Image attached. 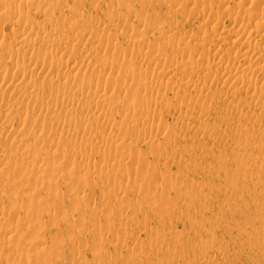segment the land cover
Segmentation results:
<instances>
[{
  "label": "rangeland",
  "instance_id": "rangeland-1",
  "mask_svg": "<svg viewBox=\"0 0 264 264\" xmlns=\"http://www.w3.org/2000/svg\"><path fill=\"white\" fill-rule=\"evenodd\" d=\"M232 1L229 7L218 9L217 0H201L196 20L192 16L195 0H129L125 4L123 0H49V4L56 7L64 5L65 19L60 24L63 28L68 27L72 13L79 9L77 28L63 35L52 28L58 22L50 24L45 20V12L32 14L36 20L31 19V24L39 23L40 29L28 32L24 44L30 47L35 44L32 52L37 54L23 66L42 56L51 57L54 51L70 55L71 45L79 41L89 21L93 23L88 40L95 41L76 54V62H83L86 54L93 65L111 62L112 54L133 49V39L147 46L145 49L149 51L156 36L161 38L169 28L188 37V50H202L201 39L212 26L198 19L213 10L220 12L225 20L216 25L219 30L221 24L229 23L225 17L236 12L238 0ZM260 6H255L256 10L260 11ZM251 9H255L254 6ZM110 11H122L128 19L121 20L123 26L119 28L112 25L115 22L105 28L97 27L95 21L108 23ZM21 24L15 21L6 25L4 36L16 38ZM34 32H40L43 40L35 41ZM189 34L193 35L189 37ZM97 42L104 46L94 54L90 48ZM208 48L213 50V44ZM6 49V44L0 43V64L4 66ZM168 52L172 56L179 55L175 43L169 46ZM157 53L164 54L163 51ZM224 55H229V51ZM113 65L124 68L121 63ZM226 65L216 68L224 70ZM150 73L143 77L126 76L121 71L105 78L107 98L97 105L103 112L115 109L105 133L93 134L84 140L87 144H96V151L78 152L77 143L69 137H51L48 132H37L33 140L25 142L22 149L31 156L33 150L41 158L46 155L44 143L50 142L53 150L61 152L72 164L55 169L54 164L46 162L39 165L40 169H53L57 177L35 173L0 186V217L19 208L21 199L30 202L25 209L27 213L23 210L15 216L13 224L20 231L0 240V264L21 253L28 257L12 264H264V108L260 106L264 94L261 83L243 103L240 96L225 98L223 92L227 87H223L220 80L184 75L178 68L167 81L177 97L168 101L171 105L168 108H159L158 131L147 138L145 134L149 132L145 127L122 122L117 110L140 103L151 106L150 94L145 90L159 74ZM88 75L83 69L69 73L68 82L55 84L50 91L57 95L63 90L71 93L92 78ZM262 76L264 72L257 69L244 75L241 95L249 89L252 79H262ZM125 79L130 81L131 90L123 94L120 84ZM194 80H202V83L196 85ZM17 88L5 93L0 90L1 119L5 116L6 104L16 103L15 92L35 97L43 91ZM190 94L198 96L196 103L188 105L183 113L172 110L178 105L185 107V97ZM20 107L26 108L24 104ZM86 117L73 114L66 128L79 130ZM14 119L20 123L22 117ZM121 132L128 137L112 142ZM11 137L15 140L16 132ZM106 147L120 157L115 172L109 174L107 180V177L100 179L96 173L107 172L109 164L94 162L101 155L99 149ZM12 149L9 141L0 143V154ZM13 152L10 161L20 164V168L25 166L28 159ZM132 153L141 163L126 159ZM76 165H81L83 171H74ZM141 165L150 168L144 173ZM115 183L118 189L113 190ZM22 188L27 194L12 198V194ZM75 188L78 193L73 196ZM106 193L112 195L107 199ZM47 200L48 205L44 203ZM127 215L136 219L130 220ZM248 227L253 229L251 233L246 232ZM137 236L143 243L135 246ZM118 243L122 244V249L114 251L112 245Z\"/></svg>",
  "mask_w": 264,
  "mask_h": 264
},
{
  "label": "bare ground",
  "instance_id": "bare-ground-1",
  "mask_svg": "<svg viewBox=\"0 0 264 264\" xmlns=\"http://www.w3.org/2000/svg\"><path fill=\"white\" fill-rule=\"evenodd\" d=\"M93 1L102 2L104 0ZM128 1L123 0L124 4ZM200 1L195 0L192 8V16H195L196 20V16H199L198 6ZM217 1L219 9L224 6L229 7L232 0ZM259 4L261 5L260 11L256 10L257 8L255 7H258ZM235 6L236 12L233 15L225 17L229 23L227 25L221 24L223 26H220L219 30L216 25H219L221 20L224 19L220 12L213 10L209 15L198 19V22H205L212 26L201 39L202 50H188L189 44L186 42L188 37L176 32L174 28H169L161 38L156 36V39H154V42L149 47V51L145 49L147 46L144 47L139 44L140 41L133 39L131 41L133 49L124 51L122 54H112L111 62H100L98 65H93L88 54H86V59L83 62H76V54L90 42L93 43L95 41V39L94 41L93 39L88 40L93 23L89 21L84 25L79 41L71 45L69 49L70 55L54 51L51 57L42 56L36 62L29 63L27 67H24V62L37 54L32 52L35 44L31 47L24 44L28 32L38 31L40 26L39 23V25L35 24V26L31 24V19H34L32 14L45 12L44 18L46 21L50 24L58 22V24L52 26L53 30L62 32L65 35L66 32H74L77 28V12L79 9L72 13V19L68 21V27L63 28L60 24L65 19L63 16L64 5L56 7L53 4H49V0H0V43H5L7 46L5 66L0 64V90L3 93L11 90L15 91L16 89L13 88L17 87L32 91L43 90L42 95L35 97L15 92L14 99L16 103H7L4 109L5 116L2 119L0 117V143L9 141L13 147L11 151L0 154V186L12 182L19 176L20 180L23 179V176L29 178L35 173L47 174L45 176L48 178L57 177L56 171L53 169H40L39 165H43L46 162L54 164L55 169L61 168L66 164H72L62 157L61 152L58 150L54 151L53 145L50 142L44 143L46 155L42 158L38 157L33 150L32 156L29 151H24L22 148L25 142L33 140L37 136V132H48V136L51 137H54V135L69 137L71 141L77 143L75 150L77 149L78 152L96 151L98 149L96 144H87L88 142L84 140L85 138H90L89 136L93 134L102 135L105 133L104 131L108 128L107 126L114 115L113 109L115 108L103 112L101 111V107L97 105L104 102L107 98L106 88H104L103 83L105 82V78H108L110 74H119L121 71L126 76L143 77L150 71V74L154 71L159 74V77L156 76L153 79L154 81L145 90L150 94L152 100L151 106L149 105L148 107L143 103L131 105L130 107L124 106L123 110L121 108L122 113L120 112L121 110L118 111L116 109L117 113L122 117V122L126 124L134 123L145 127L149 132L148 134L146 133L147 135L145 134L146 137H152V134L154 135L158 131L159 108H168L171 106L168 104V101L177 97V92L173 87L167 86V81L178 68L181 69L184 75H198L202 80H206L205 78H210L209 80L213 79L214 81L220 80V84L223 87H227V90L224 91L225 93L223 92L225 98H237L240 96L241 101L244 103L249 99L252 92L258 88L257 85L259 83H261V90L264 94V76H262V79H252L249 89L244 95H241L243 88L241 78L256 69L264 72V0H238V4ZM253 6L255 9H251ZM123 19H128V17H125L122 11H110L109 18L107 19L108 23L104 24L101 22L102 20L98 19L99 21H95V24L97 27L105 28L108 24L115 22L112 25L115 28H119L120 25L123 26V23H121ZM15 21L22 23L17 30V37L6 38L3 28ZM152 30L155 31V28H152ZM192 35L189 34L188 36L191 37ZM41 36L40 32H34L35 41H42L43 37ZM213 39L214 41L210 42ZM44 40L47 41L48 37L46 36ZM99 43L91 45L90 50L94 54L99 53L102 46H104ZM174 43L178 48V56H172L168 52L169 46H172ZM210 44H213V50L208 48ZM158 51H163L164 54H158ZM226 51H229V55H224ZM230 53H232L231 56ZM241 61L244 63L241 64ZM113 63H121V66L124 65V68L120 69L114 66ZM222 64H227L224 70L216 68L217 66H222ZM79 69L86 70L89 74L88 76L92 78L78 85L71 93L63 90L60 95H57L56 92L50 91L53 85L68 82V74ZM202 80H194V82L196 85H199ZM138 88L136 87V89ZM130 90V81L128 79L123 80L120 84V91L125 94ZM1 91L0 93H2ZM1 100L2 98H0V106L3 104ZM197 100V95H187L185 97V107L178 105L172 110L183 113L188 105L196 103ZM23 104L26 106L25 109L20 107ZM260 106L264 108V97L260 101ZM75 113L87 116L85 124L79 128L80 131H71L66 128V123L72 120V116ZM16 116L22 117L20 123H16L14 119ZM14 132H16L15 140L11 137ZM125 134L121 132V134L115 135L112 138V142L123 141L125 136L126 138L128 137ZM164 139L165 136L162 140L164 141ZM14 150L18 155L28 159L26 165L22 168H20V164L10 161V155L14 154ZM99 150L101 155L96 157L94 162L97 164H109V166L107 167V172H97L96 174L100 179L107 177L105 179L107 180L108 175L115 172L117 161L120 157L116 156L114 150L110 147L100 148ZM126 159L136 161L138 156L132 153ZM142 168H144L143 172L145 173L150 166L146 165ZM73 170L82 172L83 167L76 165ZM115 184L117 185V183ZM115 186L113 190L118 189V185L117 187ZM130 192L132 193L133 191L131 190ZM77 193L78 188H75L72 195L76 196ZM135 193L133 192V194ZM26 194L25 189L22 188L13 193L12 198H20ZM111 195L112 193H106L104 197L108 199ZM21 201L22 204L19 208L12 209L6 215L0 217V240H4L20 231V228L13 224L15 216L18 217L19 213L23 212L30 203L28 199H21ZM44 203L48 205V200ZM50 210H52V207H50ZM126 218L130 220L136 219L133 215H127ZM252 231V228L248 227L246 229L247 233H251ZM17 241L19 242V239ZM142 243L141 238L137 236L134 245L137 246ZM112 246L114 251L122 249L121 243ZM27 257L28 255L24 253H21L20 256L16 254L5 264H12Z\"/></svg>",
  "mask_w": 264,
  "mask_h": 264
}]
</instances>
